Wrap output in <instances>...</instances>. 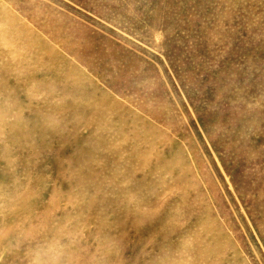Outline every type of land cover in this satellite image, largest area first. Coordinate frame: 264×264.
Segmentation results:
<instances>
[{"label":"rangeland","instance_id":"obj_1","mask_svg":"<svg viewBox=\"0 0 264 264\" xmlns=\"http://www.w3.org/2000/svg\"><path fill=\"white\" fill-rule=\"evenodd\" d=\"M0 264H264V0H0Z\"/></svg>","mask_w":264,"mask_h":264}]
</instances>
